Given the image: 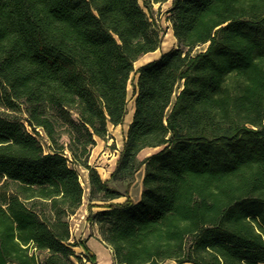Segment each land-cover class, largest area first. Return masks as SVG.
<instances>
[{"label":"trees","instance_id":"trees-1","mask_svg":"<svg viewBox=\"0 0 264 264\" xmlns=\"http://www.w3.org/2000/svg\"><path fill=\"white\" fill-rule=\"evenodd\" d=\"M171 1L177 47L134 68L161 42L139 0H0V264H82L74 246L97 264L72 240L75 166L117 264L264 262V0ZM132 73L103 180L90 149L123 122Z\"/></svg>","mask_w":264,"mask_h":264},{"label":"rangeland","instance_id":"rangeland-1","mask_svg":"<svg viewBox=\"0 0 264 264\" xmlns=\"http://www.w3.org/2000/svg\"><path fill=\"white\" fill-rule=\"evenodd\" d=\"M171 0H139V3L142 5L143 9L147 12L150 19L154 23L155 27L159 30L161 36V42L159 47L153 51L148 52L140 56L134 63V68H138L141 64H144L152 59H155L156 56H159L162 52L175 48L178 45V42L172 33L171 22L168 19L169 12L168 9L171 6ZM208 46V43L196 46L193 53L203 51ZM135 79L134 73L131 74V80L128 84V102H127V112L123 119V122L118 125L108 124L107 135L104 138L96 137V143L91 147L89 154V163L91 166L95 167L98 171L100 177L103 180H109L111 172L117 161L119 152L122 148L125 134L127 131V125L129 124L132 113H133V81ZM175 97V95H174ZM130 119V120H129ZM41 143L43 144L44 150L49 151L48 140L45 137L43 131H41ZM153 152L152 149H145L139 155V158L142 159L148 154ZM80 182L83 186V199L82 204L70 217V229L72 233L73 241H81L82 239H91L98 236V225L97 223L91 221L88 218V195H89V179H88V170L83 166H75ZM144 173V167L142 166L136 173L133 184L129 190V196L133 200H138L142 190V177ZM140 178H139V177ZM141 180V181H140ZM140 185V186H139ZM136 196V197H135ZM126 197H120L114 202H122ZM95 204L92 207L93 212H97L103 209V201L94 200ZM94 252L97 254V264H117L112 256V252L109 249L104 251L102 248H98L94 244L92 245ZM107 248V247H106ZM74 251L83 257L82 264H94L91 262L84 253V249L81 246H74ZM264 264V262L260 263Z\"/></svg>","mask_w":264,"mask_h":264},{"label":"crops","instance_id":"crops-1","mask_svg":"<svg viewBox=\"0 0 264 264\" xmlns=\"http://www.w3.org/2000/svg\"><path fill=\"white\" fill-rule=\"evenodd\" d=\"M153 52V51H152ZM158 56H156L155 58H157ZM92 242V243H91ZM86 243H87V245H88V247L94 252V250H93V248H92V246L91 245H93L94 243V245L95 246H97L98 248H102L104 251H106V249H108V246L107 245H105L99 238H98V236H96V234H95V237L94 238H92L91 237V239L89 238H87V241H86ZM91 244V245H90ZM107 247V248H106ZM108 250H111V248L109 247V249ZM94 254H95V256H96V261H97V254L94 252Z\"/></svg>","mask_w":264,"mask_h":264},{"label":"bare ground","instance_id":"bare-ground-1","mask_svg":"<svg viewBox=\"0 0 264 264\" xmlns=\"http://www.w3.org/2000/svg\"><path fill=\"white\" fill-rule=\"evenodd\" d=\"M173 33V32H172ZM130 120V119H129ZM143 174V173H142ZM139 177V176H138ZM140 178V177H139ZM141 181V180H140ZM140 186V185H139ZM136 197V196H135ZM92 243V242H91ZM95 244V243H94ZM91 245V244H90ZM92 246V245H91Z\"/></svg>","mask_w":264,"mask_h":264}]
</instances>
